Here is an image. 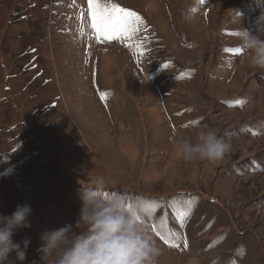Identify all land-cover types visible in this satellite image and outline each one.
<instances>
[{"label":"rangeland","instance_id":"rangeland-1","mask_svg":"<svg viewBox=\"0 0 264 264\" xmlns=\"http://www.w3.org/2000/svg\"><path fill=\"white\" fill-rule=\"evenodd\" d=\"M111 2L143 18L140 42H132L135 48L96 39L89 27L88 0H0V213L10 215L17 204L25 203L33 209L31 227L13 237L15 242L31 239L24 264H43L38 251L42 231L75 227L79 190L99 177L137 206L151 234L152 227L174 228V243L170 240L179 246L162 242L156 264H219L225 244L226 250L238 248L241 238L250 235L263 238L256 247L264 246V206L256 202L264 195L262 173L242 177L247 193L225 201L231 207L236 204L238 214L232 215L238 219L237 225L231 219L228 223L232 230L226 237L232 234L233 239L219 247L218 238L204 245L220 250L211 257L217 263L195 257L185 263L180 227L187 215L183 221L171 215V207L179 209L181 203L174 206L145 194L156 191L155 180L163 187L162 165L190 162L179 155L162 162L161 151L171 145L172 136L160 111L152 112L151 106L166 81L173 78L187 82L183 88H197L193 95H199L198 104L201 101L199 105L217 118L218 111L227 108L232 115L217 120L233 127L231 131L264 120V69L252 67L245 52L226 51L240 48L233 33L242 23L252 27L264 0ZM244 106L250 108L241 112ZM183 107L175 111L183 112ZM236 147L232 144L230 150L233 159L243 150ZM189 168L185 165L186 171ZM141 204L147 212L140 211ZM205 247H196L192 255H200Z\"/></svg>","mask_w":264,"mask_h":264},{"label":"crops","instance_id":"crops-1","mask_svg":"<svg viewBox=\"0 0 264 264\" xmlns=\"http://www.w3.org/2000/svg\"><path fill=\"white\" fill-rule=\"evenodd\" d=\"M171 76L174 75L171 74ZM186 83L182 82L180 84L171 78V81H166L160 88L162 90L161 98L159 97L158 101H152V112L160 111L163 118L162 121L166 122V129L170 132H168L169 135L172 136L170 139L171 145L161 151L162 157L164 158L162 162L168 161L169 158L177 157L178 151L176 144L179 138H190L195 142L197 132L203 127L215 129L220 137L230 141L233 145H237L236 149L241 148L243 150L242 152L240 151L241 153L237 159L231 157L234 151H230L222 161L216 164L206 160L190 161L184 164H176L174 161L168 162L166 165H162L163 187L161 188L159 186L161 183L155 180L154 188L156 191L145 194L149 196L148 198L154 199L155 201L165 198L164 202L173 203L172 205H174V202L175 204L181 203V205H177L179 209L171 207V215L174 218L181 217V214L185 213V210L189 213L186 218V223L184 221L183 226L180 227L182 230L181 236L183 237L181 241L182 243H186L188 247H182L183 250L181 252V258L185 263L187 261L191 263L192 261L189 259H193L194 257L200 259V261L210 260V262L217 263L219 260L211 259V257H216L220 250H214L212 247H205L204 245L210 244L218 238L220 242L216 247H219L225 243L224 241H230L234 238L232 234L228 238L226 237L229 231L232 230V225L228 223L231 219L237 225L234 220H237L238 216L235 215L234 218L233 215L238 214L239 209L233 208L236 204H232L231 207L225 201L227 199H235L237 196L247 193L244 186L241 185L243 183L241 182L242 177L248 180L256 175L258 177L261 173L264 175V120L262 122H258V120L245 122L239 125V129H237L239 127L237 126L234 131H231L233 127H226L223 125L224 122L221 123V121L218 122L217 120L226 114L232 115L228 109L219 110L218 115H223H220L219 118L210 114L212 112L209 111V113L205 109V105H199L201 101L198 104V94L193 95V91H196L197 88L194 87L193 90L192 88H183L182 84L185 85ZM209 87L211 89L208 90V94L210 99H212L210 92L213 90V87ZM182 91H184V94L181 96L179 93ZM216 100L218 99L216 98ZM212 101L214 100L212 99ZM187 103L188 105H186ZM181 106H184L182 109L184 110L183 112H178L179 110L175 111L176 107ZM262 106H264V103H262ZM248 108L250 107L244 106L241 112H244L246 109L248 111ZM194 121H198V123H192ZM183 122L187 126L180 124ZM185 165L190 167L187 171L185 170ZM238 173L241 174H239L240 177L237 180L236 176ZM150 184L152 185V183ZM261 200L263 201L261 202ZM256 202L257 206L259 205L258 207L264 206V195ZM161 227L162 225H160ZM152 229L154 231L152 235L159 249H164L161 243L166 242L161 239V235L165 234V232V235L171 238L174 243V239L172 238L174 236H172L170 231L172 230V233H174L175 230L171 226L165 229V231L155 230L153 227ZM157 232L161 235H157ZM241 239L242 241L240 242L239 239L237 240L239 244L241 243L240 248L236 246L226 250L227 245L223 244V261L219 262V264H234L232 262H238V260H243L244 264H256V262L258 264H264V260H259L264 259V246L256 247L260 245L261 239L263 238L257 239L250 235ZM196 247L200 249L205 247L206 249L203 253L200 252V255H192V250ZM173 255L175 257L177 256L175 253ZM178 261L180 262V260Z\"/></svg>","mask_w":264,"mask_h":264},{"label":"clouds","instance_id":"clouds-1","mask_svg":"<svg viewBox=\"0 0 264 264\" xmlns=\"http://www.w3.org/2000/svg\"><path fill=\"white\" fill-rule=\"evenodd\" d=\"M242 25L238 30L239 47L252 67L264 69V8L251 28ZM231 148L230 141L206 127L197 132L195 142L183 137L177 140L178 155L185 161L216 164ZM79 198L81 208L75 227L65 224L40 233L38 251L43 264H156L160 249L137 206L129 207L125 194L109 189L106 180L99 177L91 186L81 187ZM32 213L27 203L17 204L10 215L0 213V264H24L31 239L15 242L13 237L31 227Z\"/></svg>","mask_w":264,"mask_h":264},{"label":"snow or ice","instance_id":"snow-or-ice-1","mask_svg":"<svg viewBox=\"0 0 264 264\" xmlns=\"http://www.w3.org/2000/svg\"><path fill=\"white\" fill-rule=\"evenodd\" d=\"M88 17H89V27L93 30L96 39L99 40H117L123 44H126L130 48H135L136 44L133 41L140 42V33L145 27L143 18L136 12L121 7L119 4L112 3L111 0H88ZM81 19H83V13H81ZM83 27L81 28V33L83 34ZM233 35L238 36L239 33H233ZM229 52H239L242 53L244 50L242 48L236 49H226ZM106 94L101 93V99H105ZM192 123H198L194 121ZM187 126V125H185ZM129 207L132 206L131 202ZM140 211L147 212L148 210L140 205ZM189 215V213L181 214V221H183L184 216ZM157 235H161L157 232ZM161 239H164L166 243L170 246L178 247L179 245L173 244L170 238L161 235ZM185 247L187 244L185 243Z\"/></svg>","mask_w":264,"mask_h":264},{"label":"bare ground","instance_id":"bare-ground-1","mask_svg":"<svg viewBox=\"0 0 264 264\" xmlns=\"http://www.w3.org/2000/svg\"><path fill=\"white\" fill-rule=\"evenodd\" d=\"M223 1H226V0H223ZM154 3H151V6L153 5Z\"/></svg>","mask_w":264,"mask_h":264}]
</instances>
